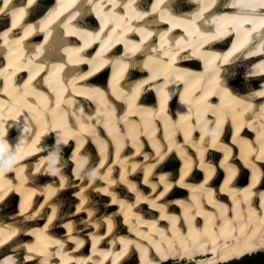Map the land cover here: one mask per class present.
I'll use <instances>...</instances> for the list:
<instances>
[{
	"label": "bare ground",
	"instance_id": "bare-ground-1",
	"mask_svg": "<svg viewBox=\"0 0 264 264\" xmlns=\"http://www.w3.org/2000/svg\"><path fill=\"white\" fill-rule=\"evenodd\" d=\"M259 252L264 0H0V264Z\"/></svg>",
	"mask_w": 264,
	"mask_h": 264
},
{
	"label": "rangeland",
	"instance_id": "rangeland-1",
	"mask_svg": "<svg viewBox=\"0 0 264 264\" xmlns=\"http://www.w3.org/2000/svg\"><path fill=\"white\" fill-rule=\"evenodd\" d=\"M44 12H45V10L43 11V13ZM253 59H255V58H253ZM247 66H248V63H244V64L242 63L241 65L237 64V70H236V68H234L233 71H232L233 68L228 70L229 75H231L230 81L232 83L234 82V85L236 87L241 88V89L245 88L246 90L249 89V86L252 87V84L254 82L256 83L258 81V80H253V81L246 80L247 77H245V74L243 72L247 68ZM109 76H111V75H109ZM256 79H258V77ZM245 83H247V84H245ZM167 264H184V262L177 260L174 263L171 262V263H167ZM226 264H264V252L257 253L255 255H250L248 257L243 258L240 261H235V262H231V263L229 262Z\"/></svg>",
	"mask_w": 264,
	"mask_h": 264
}]
</instances>
